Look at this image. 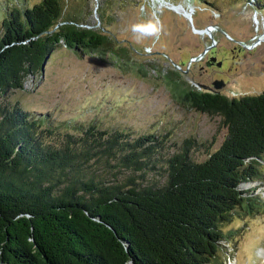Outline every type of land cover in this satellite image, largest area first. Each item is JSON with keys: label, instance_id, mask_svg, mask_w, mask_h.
<instances>
[{"label": "trees", "instance_id": "trees-1", "mask_svg": "<svg viewBox=\"0 0 264 264\" xmlns=\"http://www.w3.org/2000/svg\"><path fill=\"white\" fill-rule=\"evenodd\" d=\"M21 1L0 19V264H218L231 235L223 225L264 208L254 185L264 165V88L229 97L191 85L185 70L162 74L176 101L227 129L203 161L192 139L169 153L165 134L53 124L8 98L57 47L109 56L122 70L134 60L106 25L86 26L79 0Z\"/></svg>", "mask_w": 264, "mask_h": 264}, {"label": "rangeland", "instance_id": "rangeland-1", "mask_svg": "<svg viewBox=\"0 0 264 264\" xmlns=\"http://www.w3.org/2000/svg\"><path fill=\"white\" fill-rule=\"evenodd\" d=\"M23 1L31 6L40 0ZM165 3L182 6L191 17ZM21 4L0 0V19L9 5ZM77 7L86 26L106 25L118 47H130L134 65L122 70L109 56L57 47L43 73L28 76L8 98L24 110L49 114L53 124L94 121L101 129L165 134L169 153L192 139L196 147L191 153L203 161L221 145L227 129L219 116L176 101L162 74L170 66L185 70L184 79L202 90L214 88L213 79H222L226 83L219 93L229 97L264 88V0H79ZM150 21L163 25L158 39L140 38L132 31ZM213 57L222 62L219 70L209 64ZM137 64L145 76L137 72ZM259 171L262 179L254 184L260 187L255 193L264 196V165ZM222 230L231 235L222 242L218 264H264V208L254 215H232Z\"/></svg>", "mask_w": 264, "mask_h": 264}, {"label": "clouds", "instance_id": "clouds-1", "mask_svg": "<svg viewBox=\"0 0 264 264\" xmlns=\"http://www.w3.org/2000/svg\"><path fill=\"white\" fill-rule=\"evenodd\" d=\"M132 31L140 38L145 36L159 38L160 33L163 31V25L156 21H150L147 24L134 25Z\"/></svg>", "mask_w": 264, "mask_h": 264}, {"label": "flooded vegetation", "instance_id": "flooded-vegetation-1", "mask_svg": "<svg viewBox=\"0 0 264 264\" xmlns=\"http://www.w3.org/2000/svg\"><path fill=\"white\" fill-rule=\"evenodd\" d=\"M212 61H209V64L215 67L217 70H219L222 67V62L217 60L215 57L211 59ZM226 82H224L222 79H213L212 85H214V88L210 86H206V90L210 91L212 93H219L222 90V86L225 85Z\"/></svg>", "mask_w": 264, "mask_h": 264}, {"label": "bare ground", "instance_id": "bare-ground-1", "mask_svg": "<svg viewBox=\"0 0 264 264\" xmlns=\"http://www.w3.org/2000/svg\"><path fill=\"white\" fill-rule=\"evenodd\" d=\"M165 5H167L169 9L174 10L176 13L183 14L184 17H188V18L191 17L188 11L182 6H177V5L168 4V3L167 4L165 3ZM260 254L264 255V246L261 248Z\"/></svg>", "mask_w": 264, "mask_h": 264}, {"label": "water", "instance_id": "water-1", "mask_svg": "<svg viewBox=\"0 0 264 264\" xmlns=\"http://www.w3.org/2000/svg\"><path fill=\"white\" fill-rule=\"evenodd\" d=\"M196 32H201L200 30H195ZM206 31L208 32V31H210V28H208L207 27V29H206ZM45 62H46V60L42 63V65H41V68H40V72H41V74L43 73V68H44V65H45ZM195 87H197V85H194ZM198 89H201L200 87H197Z\"/></svg>", "mask_w": 264, "mask_h": 264}]
</instances>
